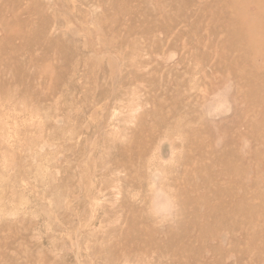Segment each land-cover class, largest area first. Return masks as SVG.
Wrapping results in <instances>:
<instances>
[{
  "label": "rangeland",
  "instance_id": "374dc122",
  "mask_svg": "<svg viewBox=\"0 0 264 264\" xmlns=\"http://www.w3.org/2000/svg\"><path fill=\"white\" fill-rule=\"evenodd\" d=\"M0 264H264V0H0Z\"/></svg>",
  "mask_w": 264,
  "mask_h": 264
}]
</instances>
